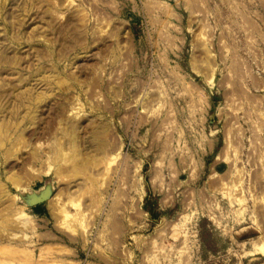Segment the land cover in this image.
<instances>
[{
    "label": "rangeland",
    "instance_id": "374dc122",
    "mask_svg": "<svg viewBox=\"0 0 264 264\" xmlns=\"http://www.w3.org/2000/svg\"><path fill=\"white\" fill-rule=\"evenodd\" d=\"M0 264H264V0H0Z\"/></svg>",
    "mask_w": 264,
    "mask_h": 264
},
{
    "label": "water",
    "instance_id": "95a60500",
    "mask_svg": "<svg viewBox=\"0 0 264 264\" xmlns=\"http://www.w3.org/2000/svg\"><path fill=\"white\" fill-rule=\"evenodd\" d=\"M48 194V193H47ZM47 194H43L44 195V197H46L47 196ZM43 196L41 195V196H39L38 198H36V199H34L33 200V202H32V204H37L38 203V201L39 200H41V198H42Z\"/></svg>",
    "mask_w": 264,
    "mask_h": 264
}]
</instances>
